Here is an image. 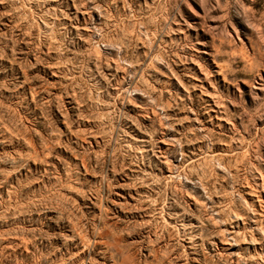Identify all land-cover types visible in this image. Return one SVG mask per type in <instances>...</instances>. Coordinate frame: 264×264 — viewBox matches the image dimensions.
Returning a JSON list of instances; mask_svg holds the SVG:
<instances>
[{
  "label": "rangeland",
  "instance_id": "obj_1",
  "mask_svg": "<svg viewBox=\"0 0 264 264\" xmlns=\"http://www.w3.org/2000/svg\"><path fill=\"white\" fill-rule=\"evenodd\" d=\"M0 264H264V0H0Z\"/></svg>",
  "mask_w": 264,
  "mask_h": 264
}]
</instances>
